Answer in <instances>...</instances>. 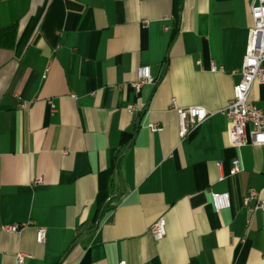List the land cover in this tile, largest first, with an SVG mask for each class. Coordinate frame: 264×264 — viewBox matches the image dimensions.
Masks as SVG:
<instances>
[{
    "label": "crops",
    "instance_id": "1",
    "mask_svg": "<svg viewBox=\"0 0 264 264\" xmlns=\"http://www.w3.org/2000/svg\"><path fill=\"white\" fill-rule=\"evenodd\" d=\"M250 2L0 0V264H264V213L242 206L264 195V147H232L221 113ZM172 100L210 115L180 138ZM248 101L264 113V82Z\"/></svg>",
    "mask_w": 264,
    "mask_h": 264
},
{
    "label": "built area",
    "instance_id": "2",
    "mask_svg": "<svg viewBox=\"0 0 264 264\" xmlns=\"http://www.w3.org/2000/svg\"><path fill=\"white\" fill-rule=\"evenodd\" d=\"M251 26L248 28L245 54L241 68L239 70L240 79L233 86L232 98L221 111L228 119V138L229 143L234 148L242 147L246 144L264 147V113L255 105L248 101L251 87L255 81L264 82V0H251L249 5ZM215 66H212L214 69ZM154 83L148 66H141L137 69L136 78L131 82V87L135 92H139L145 84ZM54 112V105L49 102ZM24 107V104H21ZM134 106L129 104L127 110L132 111ZM173 109L178 116V135L183 138L189 130L198 126L210 113L200 106H190L179 108L175 101L171 102ZM150 130L156 131L158 128L154 124L149 125ZM240 170L238 157L231 160V173ZM35 182H41L38 178ZM211 202L215 211H219L230 206L229 195L226 192L211 193ZM242 206L249 215L257 210L264 213V195L257 191H250L242 198ZM249 221V220H248ZM20 225L14 224L7 226L9 231L18 230ZM154 240H160L165 235V221L158 218L149 229ZM35 240L37 243H44L46 240V228L36 227ZM26 254L17 252L15 264H26ZM118 264H126L125 260H119Z\"/></svg>",
    "mask_w": 264,
    "mask_h": 264
},
{
    "label": "trees",
    "instance_id": "3",
    "mask_svg": "<svg viewBox=\"0 0 264 264\" xmlns=\"http://www.w3.org/2000/svg\"><path fill=\"white\" fill-rule=\"evenodd\" d=\"M5 30H6V31H9L11 34H13L15 28H14V26H11V27H9V28H7V29H5Z\"/></svg>",
    "mask_w": 264,
    "mask_h": 264
}]
</instances>
